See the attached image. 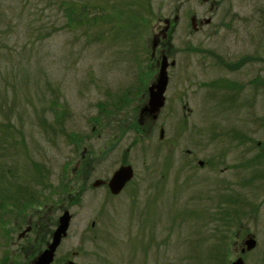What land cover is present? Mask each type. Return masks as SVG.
I'll use <instances>...</instances> for the list:
<instances>
[{
    "label": "rangeland",
    "instance_id": "1",
    "mask_svg": "<svg viewBox=\"0 0 264 264\" xmlns=\"http://www.w3.org/2000/svg\"><path fill=\"white\" fill-rule=\"evenodd\" d=\"M212 1L0 0V261L30 263L6 229L65 209L75 264H264V0ZM164 58V106L136 133ZM123 165L124 191L95 186Z\"/></svg>",
    "mask_w": 264,
    "mask_h": 264
},
{
    "label": "flooded vegetation",
    "instance_id": "2",
    "mask_svg": "<svg viewBox=\"0 0 264 264\" xmlns=\"http://www.w3.org/2000/svg\"><path fill=\"white\" fill-rule=\"evenodd\" d=\"M209 1H211L212 4L208 5V12L211 13L213 10L216 11L218 9L219 5L217 3H215L214 1H212V0H207V2H204V3L206 4ZM194 18H196V17H194ZM214 20H212L210 18L203 19L202 22L200 24H198L197 20L194 21V19H193L194 22H192V30L189 33L192 34V35L196 34V33H200L201 31H199V30H200L202 25L209 26L212 22H214ZM225 23H227V22L225 21ZM221 25H223V24H221ZM224 26H226V25H224ZM168 27H169V23L167 22L166 26H164V28L162 30H160L161 37L163 36L162 39L166 38L165 33L167 32V28ZM202 28H203V26H202ZM253 39H254V37H253ZM157 40H160V39L158 38ZM162 47H164V46H162ZM155 53L156 52H155V49H154L153 55ZM152 58H153V56H152ZM157 66H158V62L156 64V67ZM155 80L153 82H151V84H150L151 86L150 87H152V86H154L156 84ZM150 87H149V89H150ZM149 89H148V101H147V105L148 106L147 105L146 106H142V108L139 109V116H138L139 118H138V122H137L138 127H136V126L132 127L133 130L136 133L149 132L151 130L153 131L154 127H156V124H157V119L154 120L153 119V115H151L150 112L148 111V108H149ZM123 103H126V99L124 100ZM189 114H191V112H189ZM147 124H148V126H147ZM160 129L162 130V128H160ZM161 130H160V132L162 133ZM170 147H172V146H170ZM172 149H173V147L171 149L170 148L168 149L167 147H165V150L164 149H159V151L161 152V155L164 156V159L166 160V157L169 156L168 152L170 150L172 151ZM190 151H192V150L188 149V150H186V153L189 155L191 153ZM86 152H87V149L84 148L83 154L81 155L80 159L76 163V167L78 168V170H80L79 167H85L86 169H88V168L91 169V163L89 162L88 157H86V155H85ZM88 163H89V165H88ZM195 163L198 166H200V168H203V167H201V166H203V162L202 161H198V162H195ZM123 166H125V165H123ZM77 168L75 170H76L77 176H78L79 173L77 171ZM81 171H83V170H81ZM133 177H134V171H133ZM132 180H133V178L125 185V187L123 188V191H124V189L128 186V184ZM108 182H109V180L107 182L100 181V184H99L98 188H101V187L104 186L105 189L107 190V192H110L109 187H108ZM109 194H110V196H113V194H111V193H109ZM33 197L38 199V198H41L42 196L40 197L36 193V194H33ZM65 212H68V211H65V209H64L63 213H62V216H63V214ZM60 218L61 217H59L57 219V222L55 224H53L54 225L53 229L50 228V225L49 226L46 225V226H43L42 228H38L37 225L33 226L30 221L27 222L28 223L27 227H23L25 222H23V223L19 222V224L18 223H14L13 227L11 229L10 228L9 229H6V228L3 229V231H5V229H6L7 230L6 234H8V237L5 239V241H8L9 245L12 248H15L17 252L19 250H23V252L25 253V255H24L25 260L27 262H30L29 264H35V262L38 260L40 255L49 247L50 243L52 242L53 234H54V231L58 227V223H59V219ZM72 220H73V217L71 216V221ZM92 226H94V223H92ZM64 240H66V237H65V239H63V241ZM61 243L55 250L53 261H52L51 264H55L57 262H58V264H60V263L61 264H75V263H72L73 262L72 260L65 261V257L64 256H66V254H64L65 252L61 251ZM28 244H29V248H32V245L38 246L39 251H38V253H36L37 257L39 256L38 258L36 257L33 260H30V259L27 258L28 257V254H27L28 252L25 250V245H28ZM30 252L33 253V251H30ZM60 255H62V256L60 257ZM34 257H35V255H34ZM0 264H8V262L7 261H0ZM10 264H11V262H10Z\"/></svg>",
    "mask_w": 264,
    "mask_h": 264
},
{
    "label": "water",
    "instance_id": "3",
    "mask_svg": "<svg viewBox=\"0 0 264 264\" xmlns=\"http://www.w3.org/2000/svg\"><path fill=\"white\" fill-rule=\"evenodd\" d=\"M173 65V64H172ZM167 61L164 58L162 64L160 65V70L158 72V77L156 84L149 89V108L148 111L155 118L156 115L164 106L165 102V91L168 85V75H167ZM162 137V134H161ZM133 178V170L130 166L120 167L112 176L108 182V187L110 193L113 195L119 194L125 185ZM100 182L95 183L98 186ZM71 221V216L69 212H65L63 216L59 219L58 227L53 234L52 242L49 247L40 255L35 264H51L53 261L54 253L56 248L59 246L61 239L67 234ZM256 245L255 240L251 237L244 243L245 251H251ZM232 264H244L242 258H238Z\"/></svg>",
    "mask_w": 264,
    "mask_h": 264
}]
</instances>
